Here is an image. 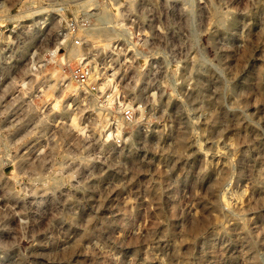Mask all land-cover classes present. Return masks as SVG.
<instances>
[{"label": "rangeland", "instance_id": "1", "mask_svg": "<svg viewBox=\"0 0 264 264\" xmlns=\"http://www.w3.org/2000/svg\"><path fill=\"white\" fill-rule=\"evenodd\" d=\"M5 8L0 264H264V0Z\"/></svg>", "mask_w": 264, "mask_h": 264}, {"label": "bare ground", "instance_id": "2", "mask_svg": "<svg viewBox=\"0 0 264 264\" xmlns=\"http://www.w3.org/2000/svg\"><path fill=\"white\" fill-rule=\"evenodd\" d=\"M3 7V6H2ZM3 9V8H2ZM3 11V13H4V11L5 12H7L8 10L5 8L4 10H1L0 9V13ZM225 15L226 14H220L219 12H217V11H214L213 12V16H214V18L216 19L215 20V22H214V24H216V28H220V29H224V30H227V29H229V28H231L232 26H233V24H234V21L233 20H230V19H227L226 17H225ZM228 17V16H227ZM229 18V17H228ZM103 22H105V20H102ZM213 22V21H212ZM104 24V23H103ZM103 24H102V26H103ZM214 24H212L211 26H213ZM99 28V27H98ZM101 28V27H100ZM214 28V27H213ZM94 29V28H93ZM96 30V29H95ZM89 32H93V34H94V32H96V31H89ZM88 32V33H89ZM86 33V32H85ZM87 33V34H88ZM45 34V33H44ZM98 34H99V36H101L102 38H105V40H109L111 37H112V34H111V32H108L107 31V29H106V31L105 30H103V29H99V31H98ZM88 36V35H87ZM90 36H91V34H90ZM96 37H98V36H96ZM76 38V37H75ZM101 40V39H100ZM99 40V41H100ZM110 41V40H109ZM80 42V41H79ZM103 42H104V40H103ZM99 43V42H98ZM100 43H101V41H100ZM105 43V42H104ZM107 43V42H106ZM49 45V44H48ZM69 45V44H68ZM109 45V44H108ZM101 47H103V46H101ZM79 48V47H78ZM71 51H70V54H71V57H75V55H76V53H77V49H75V48H72V49H70ZM81 50V49H80ZM79 51V50H78ZM246 51L248 52L249 50L247 49V50H245V53H246ZM81 53V52H80ZM53 57L50 59V60H48L49 62H51V61H53L54 62V54H55V52H52V53H50ZM79 54V53H78ZM64 56V55H63ZM81 56H82V54H81ZM79 58H80V55H79ZM56 59V58H55ZM62 60V59H61ZM47 61V62H48ZM60 62V61H59ZM59 62H58V64L57 65H59V67H60V64H59ZM57 63V62H56ZM61 71V67H60V69H56V71H54L53 73H52V78L53 77H56L57 78V74H60L59 72ZM260 87V89H261V91H262V93H263V96H264V84H262L261 83V85L259 86ZM74 89V90H76V88L74 87V86H72V85H70V87H69V89ZM220 139V138H219ZM223 141V140H222ZM212 144V143H211ZM225 144V143H224ZM178 146L181 148V147H183V140L181 139H179V141H178ZM25 168V167H24ZM215 190V189H214ZM214 206H216V205H214ZM194 227V229H196L197 228V226H193Z\"/></svg>", "mask_w": 264, "mask_h": 264}, {"label": "built area", "instance_id": "3", "mask_svg": "<svg viewBox=\"0 0 264 264\" xmlns=\"http://www.w3.org/2000/svg\"><path fill=\"white\" fill-rule=\"evenodd\" d=\"M75 44L79 45V41L76 40ZM85 61V62H84ZM87 59H83V62L80 63V67L72 73L75 81L82 87H86L89 90L92 91L93 87L95 89H98V87L101 85H105L103 83H99V85L96 83L95 75L93 73V69L91 68V65L89 62H86Z\"/></svg>", "mask_w": 264, "mask_h": 264}]
</instances>
